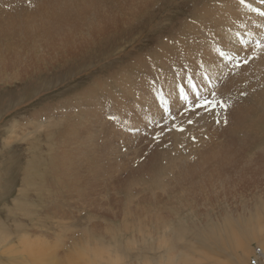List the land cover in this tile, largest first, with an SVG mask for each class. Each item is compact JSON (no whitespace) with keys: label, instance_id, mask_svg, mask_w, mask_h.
<instances>
[{"label":"rangeland","instance_id":"obj_1","mask_svg":"<svg viewBox=\"0 0 264 264\" xmlns=\"http://www.w3.org/2000/svg\"><path fill=\"white\" fill-rule=\"evenodd\" d=\"M40 1L41 0L38 1L37 0H0V32H2V30L8 31L12 27V29H10L9 31L14 32L15 35L18 36L22 32L19 28L16 27L17 22L18 23L20 22V24L22 23V25L23 24L26 25L29 24L30 20L33 17L35 18V20H39L41 17L50 16L57 12L60 13V11L63 8L70 6V2L56 3V1L54 0H46L41 2ZM220 1L222 0H216V1L214 0L212 3L220 7L221 5ZM113 2H114L113 0H104L100 5L105 6L104 9H106L107 7L111 6ZM82 3L83 1H76L77 6L75 5L74 11L79 12L81 8L80 9L77 8L82 7L81 6ZM161 4L162 1L156 4L144 19H142L138 23L136 22L131 27V28H135L132 32L126 33V31H123L122 35L120 33L116 34V39L110 38L106 41L99 40L94 42L89 48V51H87L86 55L84 54L83 56H79V58H76L73 62L67 63L65 66H62V63H60L58 65H55L47 69L48 72L44 71L39 75L33 74L32 76L25 77L24 75L25 71L30 72L32 63L34 61V58L31 56L30 51L27 50L26 52L22 53V56L25 57L23 58L21 56V58L23 59L22 62L19 64V70L21 72H24L22 73V79L20 81H13L11 83H7L4 81L3 83L2 81L6 79L9 80L11 74H13L14 72L12 70H8L4 74V72L1 71L0 69V73H1L0 74V81H1L0 83V186L2 185L0 187V191H1L0 192V236L1 233L4 234L7 232L6 234L9 236L7 240L8 242L11 241L9 243H12L10 245L9 243H4L0 245V250L5 251V254L3 255L0 251V255L2 256V257L0 256L1 264H7V263L8 264H38L39 260L42 261L41 263L39 262L40 264H54L52 261H50V257L48 256L46 257L45 252H48L47 254H50L51 252L53 253L56 251L55 254H59L60 252H62V249L60 248L68 240V236L70 237L71 235V232L70 233L66 232V228H58L57 224L59 223V225L63 224L68 226L69 223H71L69 221L72 220L69 221L63 219L60 220L58 217H55L51 220L52 225L45 224L47 227L41 228L39 224H36L35 222H33V226H32V223L30 221L31 220L35 221L36 219L35 216L22 217L21 216L22 214L19 213V211H17L18 209L16 210L14 202L17 200L18 197L22 198V199L20 198L21 199L20 203H22L24 199H26L25 203L28 202L33 203L31 199H34L33 201L36 205L33 208L34 212L36 210V212L39 213V211L42 208L44 213V215L43 214L42 215L44 216V219L47 218V214L46 211L44 212L45 209L43 206L45 204H40L42 205V207L40 208L39 203L35 201L36 199L34 197V194L28 193L26 196L28 198L27 199L26 197H23V195H21L19 192V190L23 187L22 184L23 181H25V185L29 189H32V187L30 188V186H34L35 183L39 184L40 173H43L45 176L44 178H47L51 182L57 181L56 187L54 188L52 187V191H53L52 194L54 193V195H56L57 197L64 195V193L66 194L67 193L66 190L67 191L70 190V194L74 192V190L75 192L77 191L76 193L74 192L75 194L72 193V195H74L73 199H70L69 208L66 207V210H69V212L72 215L73 212H75L74 213L75 215L73 216L78 215L81 217V219L78 221L79 234L83 235L86 232L85 228L87 229V233H86L87 239L84 240L83 242L84 244L82 243L80 246H78V248L75 249L76 251L73 250L71 251L73 253V257L76 260L69 258L66 259L67 262H65L66 260L63 262L60 261L58 262V264L61 263L144 264L145 262H146L145 264H149V263L158 264V262H160L161 264H165V263L174 264V262L178 263V261L180 262V264H189V263L190 264H264V238H263L264 237V211H263L264 178L259 179L258 177L257 179L256 178L257 176H255L254 178L257 180L255 181L256 183L254 182L253 184H252L253 180H251L248 184L245 185L235 184L234 182L230 181L232 183L231 186L230 183L227 186H223L220 185L221 183H219L220 182L219 179L216 178L218 176L215 177L213 176V178L211 177V175L213 174L212 171L216 172L219 166L216 164L207 165L208 163L202 164V160H203L202 157L206 156L208 150L210 149L209 150L210 153L217 152L218 150H220L218 148H221L223 146L222 145L223 142H226L223 143L224 144L223 147L225 149L229 148L228 151L225 152L222 151L225 149L223 147L221 148L222 150H220L221 151L220 153L224 152L225 153V154L223 153L224 156H229V155L232 156L234 154H237L239 158L245 157V154L241 152L242 151L241 148H243L244 147L243 145L245 144L238 139V137L240 136L239 133L236 132L237 128L239 129L242 126L241 124L239 125L236 124V120L232 122L233 120L231 119L232 117L229 118L228 115L232 116L231 114L234 111V109H236V106L237 109L239 108V110H243L244 112H246L248 106H250V104H252L254 101H255L254 102L255 106L256 103H258L259 105L258 104L257 105L259 107L257 106L254 107V103H253L250 106V108L252 107L253 109L261 108L262 110L261 109L260 110L264 111V81L261 84V86L255 84L256 82H253V84H250L248 86L239 84L237 85L238 88L235 89L236 91L232 90L234 92H231L230 94H229L230 91H227V89H225L226 88L225 85L227 83L226 80L228 81V78L233 79L234 81H236L235 83L238 84L239 80L244 78L242 74L246 76L249 73H251V71H249L250 63L251 66H253L254 68L255 67L254 65L257 64L255 62L256 59L257 62L261 60V57L262 59H264L263 58L264 57V20H262L264 19V17L262 19L261 17H259L261 19L260 24L262 26L259 25L256 26L257 29L254 30H257L256 31L257 33L256 32L253 33L252 29L250 30L248 29L249 31L247 30L244 31L243 36L246 35V37H250V34L256 35L254 37L255 39L253 40V42H250L247 45H242L243 43L242 38H244L243 36L242 37L240 36L239 38L237 37L238 44L236 42L234 44L235 46H238V49L229 48L228 50L224 51L222 49L223 48L222 45L219 43V41L217 42V40L209 44L210 46L214 47L213 50H215L216 52V53L214 52L215 59L217 58L216 60L221 61V63L223 64L222 65L219 61L218 62L216 61L219 64L218 66L211 65L212 68H214V70L212 69L210 70L211 72L207 71V67H202L201 65H199V63H197L195 67H189L188 63L185 61L181 66V68H178L180 72L177 71L176 67L172 66L168 68L167 65L164 70L161 69V67L156 66L158 73L154 72L151 69L145 71H137V70L135 71L132 69L133 60L134 61L141 60L149 54H155L157 50L163 52L166 51L168 53L170 52L169 55L174 56V52H171L172 50L166 49L165 46L166 44H170L172 41H174L177 38L175 31L180 27L181 24L180 20L177 21L175 28L169 34L166 32H160L158 31L157 28L155 32L152 33L151 35H145V33L150 32L151 28L154 27L155 25L154 17H156L163 11V10L159 11L158 13L154 12L161 6ZM190 5L191 3L189 2V0H181L174 3L175 8L181 6V8H183L184 11L186 12L190 10ZM98 6L99 5L95 6V8ZM73 16L74 15H71L70 17ZM249 26H251V24H249ZM139 33H141V36L133 37V35H137ZM15 38L11 39V42L10 41L7 42L18 43L19 45L28 43V41H25L24 38H23L24 40L23 39L18 40L17 38L16 40ZM126 40L129 41L125 43H120L119 48L121 49L126 44L127 45L126 50L128 49L129 51L130 46L128 47V44L130 43V41L132 42L133 40H135L134 42H132V46H131L133 47V53H132L133 58H131L132 57L131 56L129 60H127L128 57L126 58L124 55H122L125 53V51H123L120 58L124 60H122V62L118 63V65L116 66L117 68L116 73H119V76H121V78L123 77L124 81H127L128 78L130 79L129 76L131 75L133 77V83L123 85L124 89H118L117 86L110 88L107 84L109 83L112 71L110 72V74H108L110 68L107 66H109L111 63L107 66L104 67L102 66V68H100L99 62H101L108 55V51H107L108 49L105 47L106 44L108 45V47H110L111 44L116 41L119 43L121 41H126ZM87 41L90 43L89 37L87 38ZM215 42H217L216 44H218L219 47L215 45ZM1 43L5 44L6 42H1ZM203 44H207V42L205 41V43ZM190 46L191 45H189L188 47ZM174 47H177V45H175ZM177 51L178 52L174 56L175 57L174 61L181 57L182 50L179 48L177 49ZM193 55L194 53L193 54L190 53V56ZM194 59H198L201 63H203L202 59L204 58L194 56ZM126 63L129 64L127 65ZM124 64H126L127 67H125ZM245 66L248 67L245 69ZM9 67L11 68L10 65ZM120 67L126 68L128 72L126 73L121 72V70H119ZM116 68H112V69L115 70ZM251 69L252 68H250V70ZM10 71L12 72L10 73ZM167 71L168 74H166ZM238 71L239 73L242 72V74H239ZM27 74L29 73L27 72ZM106 74H108V76ZM169 74L174 76V78L170 76L171 81H168V79L166 78V82H165L163 79L167 77ZM235 74L236 76L238 74L240 77L239 76L236 77ZM99 75L100 78H103L104 82L106 83L105 86H108L107 88H110V89H104L101 87L100 89H98V93L100 95H103L101 98L92 101L93 99L87 96L88 104H85L87 102H84L86 101V99L82 100L83 97L80 99L74 97L76 95L79 96L81 92L85 93V90L87 91L88 89H90L88 85H90L94 80H96V78H98L97 76ZM138 75L141 76V78ZM164 75L165 77L161 78ZM196 76H199L200 78L198 77V79L194 80ZM231 76L232 77L235 76L236 78L234 79ZM154 80H156L158 84ZM178 81H183L186 83V85L183 84L185 91H183L182 93L180 90L177 91V89L175 88L176 82ZM161 83H163L164 85ZM201 83L204 85L205 89L199 86L201 85ZM142 86L144 88H142ZM255 86L257 87L260 86L261 88L257 89V91L256 90L254 91L253 88ZM222 87L228 93L222 90L223 89ZM240 89L243 91L239 92ZM171 90H173L172 91L173 93L171 92ZM221 90L224 91V94ZM128 91H130V93ZM218 91L220 92L218 93ZM238 92L241 94V96L239 95ZM260 92L261 94H263V96H261ZM244 93H246V95ZM248 94L251 95L248 96L247 98ZM224 95L227 97H225ZM229 95H231V97ZM251 96H254L253 100L250 99ZM68 98L73 99L72 104L66 101ZM143 98L144 100H147L145 103L142 102ZM161 98H163V103ZM260 99H263V101ZM178 100L180 101L178 102ZM74 101H76V103H74ZM135 101L137 102L135 103ZM208 101H211L214 107H205V108L199 107L200 104H205ZM240 101L242 102V105L240 104ZM149 102L156 107L157 112L159 111L158 113L154 112V108L151 107L152 105H150ZM139 103L141 104L144 103L146 105L145 106L144 104H142L144 110L142 109L139 110L138 108H135V105H138ZM221 105H223L224 107H221ZM119 106L121 108H119ZM165 109H167V111ZM122 110H123V115H122ZM65 111H68L67 113L68 116L62 115V113ZM144 112L146 113V115L143 114ZM152 112H154V115ZM81 117L82 118L85 117V118L82 119ZM255 117L256 115L253 117L245 116L244 118L247 122L250 121L249 123H251L252 121L256 120ZM261 117L264 118L263 116ZM66 121H68L69 123ZM98 121L101 123H99ZM217 121H219V123ZM65 124H69L70 126L74 127L72 131H74L75 134L73 132V133H69L68 135V132L66 133V131L64 130ZM101 124L102 126H100ZM225 126H227V129L225 128ZM222 127L225 129H223ZM233 128H234V132H232L231 130ZM82 130L84 132H81ZM173 132L174 133L177 132L178 137L176 136V133L174 134ZM171 133L173 135H171ZM181 133H184L185 135L184 134L181 135ZM173 137L174 139L175 138L177 139L175 140L177 143L179 141L180 142L182 141V143L180 142L178 143L181 145H178L173 140ZM180 137L183 138L185 142H183L184 140H182ZM244 137L245 135H242V138ZM231 139H234V142L237 141V143L236 142L233 143ZM212 141L215 144L213 143H212L213 145L210 144ZM171 142H174L176 144L174 143L172 144ZM248 143L249 142L247 141V144ZM172 145H174L175 147ZM183 145L185 147H183ZM211 145L212 147H210ZM218 145H220L221 147ZM263 145L264 144H262L261 146ZM213 146L215 147V150ZM216 146H218L217 149ZM50 148H52V150ZM175 148L176 149L178 148L179 150H176ZM172 149L175 150L172 151ZM166 150H169L170 152H167ZM180 150H182L184 154ZM174 151H176V153ZM255 151H256V147L251 146L247 155L250 156L254 154ZM63 155H65L66 157ZM156 155H157V159L163 162L158 161L156 159ZM159 155H162L163 158L162 156ZM183 155L185 160L186 158H189V160L187 159L188 161H185ZM179 156L183 158L184 161H182V159ZM160 157L162 158V160ZM165 157L167 159L169 158L168 160L170 161H168ZM53 158L55 161L53 160ZM90 158L94 159L93 165L92 162L89 163L91 161ZM36 159L38 160L39 163L37 162ZM164 159L167 160L168 163L171 162L170 163L171 165L168 164L167 166V161L165 162ZM57 162L60 163L58 164ZM163 163L166 165V167ZM175 163L177 164V166H179V168L175 166ZM155 165L157 166V168L155 167ZM169 165L172 166L171 168L172 174L171 172H169L170 169ZM32 167H33L32 170L33 173L30 170L32 169ZM60 167L62 168L60 169ZM160 167L162 168L165 167L166 169H168V170L162 169L163 171L165 170L164 171L165 174H163L164 172L161 171ZM174 168L177 169L175 170ZM261 168L262 167H258L256 171H254V173L257 172L259 174L261 172H264V168L263 170ZM25 172H27V174H25ZM161 173L162 175H160ZM24 174L26 176H24ZM28 174L32 177L30 180H29L30 176ZM186 174H191V176H185ZM47 175L50 178H48ZM179 175L186 181L184 187L182 185H178V184L176 185V180L179 178ZM206 176L208 180L206 179ZM258 176L261 175L259 174ZM67 177L68 179H66ZM70 178H72L71 179L72 181L70 180ZM69 180L73 183L71 184ZM76 180L81 181L78 182L80 183L81 186H76L74 184V181ZM216 180L218 183L215 182ZM66 182L68 183L66 184ZM211 182L212 183L215 182L214 183L215 185L213 186ZM32 183L34 184L32 185ZM78 183L77 185H79ZM210 183L212 184V188L215 187L213 188L214 190L211 188ZM171 185L173 187L175 186L176 188L175 187L173 188ZM216 185H219L220 189H218L219 187ZM162 187L164 188L162 189ZM201 187L203 189H201ZM121 188L125 189L127 193L122 192ZM210 188L212 189V191H210L211 190ZM182 190H185L183 191L184 192L183 197L181 196ZM187 190L189 191L190 194L188 193ZM197 190L198 191L201 190L202 192L204 193L206 192V193L203 194L200 191L199 193H194V191L198 192ZM18 193L20 195H18ZM77 193L80 196L81 195L82 196L79 197ZM189 195L190 197H188L189 198L188 199L187 196ZM192 196H194L195 199ZM192 199H194V201H191ZM78 209H80V211L82 210L81 211L82 214H80L79 212H78L79 214L77 213ZM36 212L35 214H37ZM157 214L164 215L162 221L163 223L162 222H161L162 224L160 223L162 226L160 225L161 227H157L159 226V224H157L156 226L158 229H156L155 226L152 227V225H150L148 221L149 216H153ZM144 216H146V220L141 221L143 220L141 219V217ZM224 218L226 220H224ZM88 219H90V225H94L95 223L96 225L99 226V229L101 231L99 237L98 234L94 236L92 233H90L91 228L86 227L89 225L88 223H86ZM137 220H139L140 222ZM142 222L143 225L139 227L138 224H141ZM239 222L248 225V228L252 229L253 232L247 231V229L245 228H244L245 230L240 229V227L238 226ZM228 223H232L234 225L233 227L234 232H232V230L228 232L229 230L227 229H229V227L226 226ZM211 225H215L219 227V230L213 232L215 233L214 236L218 239V241L219 239L221 240L216 244L212 242L215 245H212V243L211 245L209 243H206L205 247L201 245L199 246V244L196 243V239L194 238L195 237L194 231L196 227H199L202 230L207 226L206 227L207 230L208 226ZM37 226H38V230H36ZM126 227L128 228L129 232H126L125 230ZM171 227L172 230H169ZM242 227H244V225H242ZM253 228L255 229L253 230ZM165 229L167 231H165ZM15 230L18 231L15 232ZM40 230H42V232L45 231L43 237L40 236L41 235L40 233L37 234V231ZM23 231H25L27 234ZM159 231H161L162 234L161 232L158 233ZM17 232L19 233L17 234ZM112 232L114 233V235H112L113 234ZM163 232H165L166 234L165 233L163 234ZM250 232H252V235ZM24 233L28 236H24L25 235ZM206 233L208 234L207 231ZM167 234H169L170 238L171 237L172 239L174 238L173 240L174 241L176 240V242L171 241L172 239L170 240ZM230 234L232 235V237ZM111 235L113 236V238H115V240L112 239L108 240L110 239L109 237H111ZM131 235L134 236L136 235L135 239L131 237ZM144 235L145 236L147 235V237L156 236V238L157 237L158 238L157 240H154L152 242L149 241L150 240L149 238L143 237ZM161 235L162 238L164 237V241L166 244L164 243L163 239L162 240L159 239ZM181 236H185V237H181ZM139 237L143 240V243L140 241ZM26 238H32L33 239L31 240L32 243L36 244V245L33 244V246L36 247L37 249L38 248L40 249L41 247H47V248L45 249L41 248L40 250L36 249L37 252L34 250L26 255V253L28 252L25 251L26 249H24V247L26 246V242H25ZM131 238H133L134 240ZM166 238L169 239L170 242L169 240L166 241L167 240ZM136 239L138 240L139 243L136 242L137 241ZM156 241L161 242V243L160 242L157 243V245L159 244L162 246V243L166 245L165 247L163 245V249L165 252L163 251V249H161L162 247L160 248L159 245L156 246L155 243ZM22 242L23 243L25 242L24 243L25 246H22L24 245L22 244ZM39 242L41 243L40 245ZM61 242L63 243L61 244ZM151 242L152 244L155 245H150ZM168 242L171 244H169ZM184 242H186L187 244L186 246H188V248L182 244ZM113 243L115 245H113ZM137 243L138 245H134ZM144 244L150 245L149 247L151 248H149L147 245ZM21 246L23 249L21 248ZM131 248H133L134 250ZM172 248H174L175 252L173 251ZM89 250L92 252H90ZM98 251L101 255L103 254L101 258H98L97 256ZM142 251L144 252L142 253ZM177 251L179 252V254ZM259 251L261 253L260 256H258ZM33 252L34 253L36 252L35 253L36 255ZM134 252L136 255L134 254ZM146 252L147 254L148 253L149 254L147 255ZM165 253L167 255H169L170 253L169 256L171 258L167 257ZM171 253L175 254V256L173 254L174 259ZM252 253H254V256H252ZM77 254L79 255L78 258H77ZM133 254L137 257L138 254L139 255L141 254L139 257L142 256V258L140 259L137 258L138 262H136L135 261L136 259L133 257L134 256ZM143 254L145 256L147 255L146 259ZM161 254L162 257L160 256ZM176 254H178V256ZM158 256H160L161 259L164 258L162 259L163 260L162 262ZM180 256L183 258H181ZM177 257H179L183 263ZM32 258H34V260ZM36 259H38V262ZM142 259H144L143 260L144 263L139 261ZM159 259L160 261H156ZM172 259L174 260V262L171 261ZM70 260L71 261L74 260V261L71 262ZM106 260L108 261V263ZM191 260H193L194 262H191ZM184 261L187 262L185 263Z\"/></svg>","mask_w":264,"mask_h":264},{"label":"bare ground","instance_id":"obj_2","mask_svg":"<svg viewBox=\"0 0 264 264\" xmlns=\"http://www.w3.org/2000/svg\"><path fill=\"white\" fill-rule=\"evenodd\" d=\"M38 1V0H37ZM41 1H46V0H41ZM40 1V2H41ZM54 1H56V3H67V2H70V6H68V7H65V8H63L61 11H60V13H54V14H52V15H50V16H45V15H43V16H45V17H41L39 20H35V18L33 17L31 20H30V22H29V24H26V25H22V23L20 24V22L18 23L17 22V24H16V27L17 28H19L20 30H21V32L22 33H20V35H18V36H16L15 35V33L14 32H10L9 30L10 29H12V27L8 30V31H3L2 30V32H0V38H1V41H0V69H1V71H3L4 72V74L8 71V70H12L14 73L13 74H11V76H10V78H9V80L8 79H6V80H3L2 82L4 83V81L5 82H7V83H11V82H13V81H20L21 79H22V73H24V72H21L20 70H19V64L22 62V59L25 57H23L22 56V53H24V52H26L27 50L28 51H30V53H31V56L34 58V61H33V63H32V66H31V70H30V72L29 71H25V73H24V75H25V77H29V76H32L33 74H41L42 72H44V71H47L48 72V70L47 69H49V68H51V67H53V66H55V65H58V64H60V63H62V66H65L67 63H69V62H73L76 58H79V56H83L84 54L86 55L87 54V51H89V48L91 47V45L94 43V42H96V41H99V40H108V39H112V38H114V39H116V34L117 33H120L121 35L123 34L122 32L123 31H126V33H128V32H132L135 28H131L136 22L138 23L139 21H141L142 19H144L147 15H148V13L150 12V10L156 5V4H158L159 2H161L162 1V4H161V6L156 10V11H154L155 13H158L159 11H162L159 15H157L156 17H154V23H155V25H154V27H152L151 28V31L150 32H147V33H145V35H151L152 33H154L155 32V30L158 28V31H160V32H166V33H170L174 28H175V26H176V23H177V21L178 20H180V27L175 31V34L177 35V38L174 40V41H172L170 44H166V46H165V48L166 49H169V50H172L171 52H174V56H175V54L178 52L177 51V49H181L182 51H181V57L180 58H178L177 60H175L174 61V56H171V55H169L170 54V52L168 53V52H163V51H160V50H157L156 51V53L155 54H149V55H147L145 58H143V59H141V60H138V61H134L133 60V63H132V69L133 70H137V71H145V70H149V69H151V70H153L154 72H157L158 73V70H157V68H156V66H159V67H161V69H165L166 68V65H167V67L169 68V67H176V69H177V71L178 72H180L179 71V69L178 68H181V66L183 65V63H184V61L185 62H187L188 63V65H189V67H195L196 66V64L197 63H199V65H201L202 67H207V71H210L211 69L212 70H214V68H212V66H218V64L219 63H217L218 61L215 59V50H213V46H210L209 44L210 43H213L215 40H217V42L219 41V43L222 45V49L225 51V50H228L229 48L230 49H238V46H235L234 44H235V42L238 44V42H237V37L239 38L240 36L242 37L243 36V34H244V31H249L250 29H252L253 30V33L254 32H256L257 30H254V29H257L256 28V26L257 25H259V26H262L261 24H260V22H261V19L264 17V0H222V1H220L221 3V5H220V7H218V5L216 6V5H214L212 2L214 1V0H189V2L191 3V5H190V10L189 11H184V9L183 8H181V6L180 7H178V8H175L174 7V3L175 2H177V1H181V0H113L114 2L111 4V6H109V7H107L106 9H104L105 8V6H103V5H100L104 0H54ZM76 1H83V3L81 4V6L82 7H79V8H77V9H80L81 8V10L79 11V12H77V11H74L75 10V5L77 6V4H76ZM216 1V0H215ZM80 4V3H79ZM97 5H99L98 7H96L95 8V6H97ZM74 6V7H73ZM70 10H72V11H70ZM153 12V13H154ZM120 13V14H119ZM165 13V14H164ZM17 14V13H16ZM48 14V13H47ZM46 14V15H47ZM118 14V15H117ZM151 14V13H150ZM149 14V15H150ZM21 15V14H20ZM54 15V16H53ZM71 15H74L73 17H70ZM23 16V15H22ZM68 16V17H67ZM259 17H261V19L259 18ZM18 20H19V17H18ZM262 20H264V19H262ZM22 21H23V19H22ZM25 21H26V19H25ZM15 22V21H14ZM16 23V22H15ZM249 24H251V26H249ZM252 24H253V26H252ZM251 27V28H250ZM8 29V28H7ZM249 29V30H248ZM260 29V28H259ZM258 31H260V30H258ZM257 33V32H256ZM238 34H240V35H238ZM246 34V33H245ZM250 34V33H249ZM248 34V35H249ZM233 35H234V37H233ZM135 36H141V33H139V34H137V35H133V37H135ZM256 35L255 34H250V37H246V35L245 36H243L244 38H242L243 39V43H242V45H247L248 43H250V42H253V40L255 39L254 37H255ZM2 37H3V39H2ZM8 37V38H7ZM17 38L18 40H22L23 38L25 39V41H28V43H25V44H23V45H19L18 43H10L11 42V39H14V38ZM89 37V39H90V43L87 41V38ZM15 38V39H16ZM16 39V40H17ZM23 39V40H24ZM7 41H10V42H7ZM127 41H129V40H126V41H121V42H114V43H112L111 44V46L110 47H108V45L106 44V48L108 49L107 51H108V55H107V57L106 58H104L101 62H103V63H101V62H99V67L100 68H102V66L104 67V66H107V65H109L110 63V65L109 66H107V67H109L110 68V71H109V73L108 74H110V72H111V77H110V80H109V83L107 84L110 88H112V87H116L117 86V88L118 89H124L123 88V85H125V84H131V83H133V77L130 75L129 77H130V79L128 78V80L127 81H124L123 80V77L121 78V76H119V73H116V71H117V68H116V66L118 65V63H121L122 62V60H124V59H122V58H120V56H121V54H122V52L123 51H125V53L124 54H122V55H124L126 58L128 57V59L127 60H129V58L132 56V53H133V47H131L132 46V42H134L135 40H133L132 42L130 41V43L128 44V47L130 46V49H129V51H128V49L126 50V47H127V45L125 44V46L124 47H122L121 49L119 48V44L120 43H125V42H127ZM205 41L207 42V44H203V43H205ZM1 42H6L5 44H2ZM13 42V41H12ZM143 42H146V41H143ZM188 42H189V44H188ZM217 42H215V45L216 46H218L219 47V45L218 44H216ZM175 45H177V47H174ZM189 45H191L190 47H188ZM212 45V44H211ZM227 46V47H226ZM240 47V46H239ZM217 48V47H216ZM221 48V47H220ZM248 48V47H247ZM244 49V48H243ZM242 49V50H243ZM219 50V49H218ZM129 53H128V52ZM217 51V50H216ZM220 51H221V49H220ZM191 54H193L194 53V55L193 56H190V53ZM215 52V53H214ZM244 52V51H243ZM247 53V52H246ZM97 54H98V52H97ZM99 54H102V53H99ZM260 54H261V52H260ZM96 55V54H95ZM218 55V54H217ZM21 56L23 57V58H21ZM194 56L195 57H203L204 59H202L203 60V63H201L198 59H194ZM260 56V55H259ZM263 56V55H262ZM112 57V58H111ZM217 57V56H216ZM131 58H133V56L131 57ZM264 58V57H263ZM26 59H27V57H26ZM137 59V58H136ZM111 60H112V62H111ZM117 62H116V61ZM257 60V59H256ZM255 60V62L257 63V64H255L254 66V68H253V66H251V63H250V67H249V71H251V73H249V74H251V75H243L242 74V70L240 71L241 73H239V71H238V73L239 74H242V76L244 77V78H242L241 80H239V82H238V84H236L235 82L236 81H234L233 79H229L228 78V81L226 80V88L225 89H227V91H230L229 92V94L231 93V92H234V91H236L235 89L236 88H238L237 87V85H239V84H242V85H250V84H253V82H256L255 84H257V85H260L261 86V84L263 83V81H264V77H262V76H264V59H262V57H261V60H259L258 62ZM31 61V60H30ZM114 61V62H113ZM216 63H215V62ZM26 62V61H25ZM24 62V63H25ZM108 62V63H107ZM220 63H221V61H219ZM201 63V64H200ZM26 64V63H25ZM127 64V63H126ZM124 64L125 65V67H127V65L129 64ZM222 64V63H221ZM254 64V63H253ZM9 65L11 66V68L9 67ZM114 65V66H113ZM212 65V66H211ZM223 65V64H222ZM111 66H113V67H111ZM97 67V66H96ZM98 67V68H99ZM248 66H245V69L247 68ZM112 68H116L115 70L114 69H112ZM244 68V67H243ZM250 68H252L251 70H250ZM106 69V68H105ZM112 69V70H111ZM191 69V68H190ZM245 69H243V70H245ZM253 69H255V70H253ZM97 70H99V69H97ZM119 70H121V72H128V70H126V68H119ZM151 70H150V72H151ZM205 70H206V68H205ZM215 70H217V69H215ZM12 71H10V73L12 72ZM152 71V72H153ZM27 72L29 73V74H27ZM120 72V73H121ZM211 72V71H210ZM88 73V72H87ZM116 73V74H115ZM134 73V72H133ZM148 73V72H147ZM194 73V72H193ZM215 73V72H214ZM213 73V74H214ZM245 73V72H244ZM1 74V73H0ZM108 74H106L107 76H108ZM115 74V75H114ZM129 74V73H128ZM151 74V73H150ZM166 74H168V71H167V73ZM8 75H9V73H8ZM153 75V74H152ZM233 75V74H232ZM262 75V76H261ZM139 76V75H138ZM170 76H172L171 74H169L167 77H165V75L164 76H162L161 78H163V77H165L163 80L166 82V78L168 79V81H171L170 79ZM235 76H236V74H235ZM232 77V78H236L237 76H239L238 74H237V76L236 77ZM4 77V76H3ZM91 77V76H90ZM89 77V78H90ZM98 78H96V80H94V79H92V80H94L90 85H88V87L90 88V89H88L87 91L85 90V93L84 92H81V94H79V96L78 95H76V96H74V97H76L77 99H80V98H82V100H85L86 99V101H84V102H87L88 101V97L87 96H89L91 99H93L92 101H94V100H98L99 98H101L103 95H100L99 93H98V89H100L101 87L102 88H104V89H110V88H107L108 86H105L106 85V83L104 82V80H103V78H100V75L99 76H97ZM140 78H141V76H139ZM146 77V76H145ZM173 78H174V76H172ZM198 77L199 76H196L195 78H194V80H196V79H198ZM207 77V76H206ZM240 77V76H239ZM156 78V77H155ZM176 78V77H175ZM200 78V77H199ZM144 79V78H143ZM148 79V78H147ZM190 79V78H189ZM240 79V78H239ZM141 80V79H140ZM146 80V79H145ZM174 80V79H173ZM176 80V79H175ZM144 81V80H143ZM155 82H156V80H154ZM167 81V82H168ZM192 81V80H191ZM173 82V81H172ZM0 83H1V81H0ZM124 83V84H123ZM141 83V82H140ZM157 83V82H156ZM158 84V83H157ZM161 84H163V83H161ZM183 84L184 85H186V83L185 82H183V81H178V82H176V86H175V88L177 89V91L178 90H180L181 91V93L183 92V91H185L184 90V87H183ZM199 84V83H198ZM138 85V84H137ZM136 85V86H137ZM147 85V84H146ZM164 85V84H163ZM169 85H170V83H169ZM191 86V85H190ZM199 86H201V88H204V85L201 83V85H199ZM205 86H206V84H205ZM257 87V86H255L253 89H254V91L256 90L257 91V89H259V88H261V87ZM92 87V88H91ZM127 87V86H126ZM163 87V86H162ZM262 87H263V85H262ZM138 88V87H137ZM142 88H144L143 86H142ZM148 88V87H147ZM223 88V87H222ZM126 89V88H125ZM128 89V88H127ZM161 89V88H160ZM173 89V88H172ZM205 89V88H204ZM203 89V90H204ZM244 89V88H243ZM129 90V89H128ZM145 90V89H144ZM166 90V89H165ZM199 90V89H198ZM222 90H224V88L222 89ZM221 90V91H222ZM232 90H234V91H232ZM241 90V89H240ZM239 90V92H242L243 90H241L240 91ZM248 90H249V88H248ZM125 91V90H124ZM142 91V90H141ZM173 90H171V92H172ZM225 91V90H224ZM224 91H222L223 92V94H224ZM251 91V90H250ZM254 91H252V92H254ZM258 91H260V90H258ZM129 93H130V91H128ZM132 92V91H131ZM156 92V91H155ZM159 92V91H158ZM203 92V91H202ZM220 91H218V93H219ZM226 92V91H225ZM238 92V93H239ZM128 93V94H129ZM150 93V92H149ZM173 93V92H172ZM226 93H228V92H226ZM237 93V92H236ZM136 94V93H135ZM134 94V95H135ZM153 94V93H152ZM162 94H164V93H162ZM177 94V93H176ZM243 94V93H242ZM245 95H246V93H244ZM253 94V93H252ZM260 94H261V92H260ZM133 95V94H132ZM141 95V94H140ZM155 95V94H154ZM189 95V94H188ZM227 95V94H226ZM233 95H234V93H233ZM232 95V96H233ZM239 95L241 96V94L239 93ZM251 94H248L247 95V98H248V96H250ZM255 95V94H254ZM123 96V95H122ZM126 96V95H125ZM192 96V95H191ZM225 96V95H224ZM228 96V95H227ZM227 96H225V97H227ZM230 97H231V95H229ZM237 96V95H236ZM236 96H235V98H236ZM261 96H263V94H261ZM73 97V98H74ZM127 97V96H126ZM132 97V96H131ZM134 97V96H133ZM143 97V96H142ZM189 97V96H188ZM224 97V98H225ZM239 97V96H238ZM252 97V98H251ZM250 97V99H252L253 100V97L254 96H251ZM257 97H259V96H257ZM72 98V97H71ZM71 98H68L66 101H68L70 104H72L73 102V99H71ZM152 98V97H151ZM154 98V97H153ZM178 98V97H177ZM192 98V97H191ZM229 98V97H228ZM233 98V97H232ZM240 98V97H239ZM238 98V99H239ZM261 98V97H260ZM263 98V97H262ZM118 99V98H117ZM117 99H115V100H117ZM120 99V98H119ZM147 99V98H146ZM231 99V98H230ZM242 99H243V97H242ZM246 99V98H245ZM125 100H127V99H125ZM167 100V99H166ZM175 100H177V99H175ZM233 100V99H232ZM235 100V99H234ZM240 100V99H239ZM254 100H255V98H254ZM260 100H262L263 101V99H260ZM90 101V100H89ZM119 101V100H118ZM124 101V100H123ZM147 100H144V98L142 99V102H146ZM151 101V100H150ZM180 100H178V102H179ZM243 101H244V99H243ZM122 102V101H121ZM131 102V101H130ZM137 101H135V103H136ZM237 102V101H236ZM239 102V101H238ZM247 102V101H246ZM249 102V101H248ZM252 102V101H251ZM255 102V101H254ZM253 102V103H254ZM74 103H76V101H74ZM93 103V102H92ZM123 103V102H122ZM144 103H142V104H144ZM235 103V102H234ZM252 103V104H253ZM85 104H88V102L87 103H85ZM118 104V103H117ZM134 104V103H133ZM139 104H141V103H139ZM135 105V108H138L139 110H144L143 109V107H142V104L141 105ZM149 104L150 105H152L151 107H153L154 108V112L155 113H158L157 112V109H156V107L153 105V104H151L150 102H149ZM239 104V103H238ZM240 104L242 105V102L240 101ZM244 104V103H243ZM252 104H250V106L252 105ZM258 103H256V106L257 107H259L258 105H257ZM97 105V104H96ZM125 105V104H124ZM145 105V104H144ZM246 105V104H245ZM263 105V104H262ZM115 106V105H114ZM134 106V105H133ZM146 106V105H145ZM147 106H148V103H147ZM235 106H236V104H235ZM234 106V107H235ZM239 106V105H238ZM248 106V105H247ZM250 106H248V108L246 109V112H244L243 110H239V108L237 109V106H236V109H234V111L232 112V111H230V112H232V116H229L228 115V117L230 118V117H232L231 119H233L232 120V122L233 121H235L236 120V124H241V128H237V130H236V132H238L239 133V136L240 137H238V139L239 140H241V142H243L245 145H243L244 147L243 148H241L242 149V151L241 152H243L244 154H245V157L244 158H239L238 156H237V154H234V155H229V156H224V152L225 151H228V149H225L223 146H224V144L223 143H226V142H223L222 143V147L225 149V150H222L221 148V146L220 145H218V146H220L221 148H218V146H216V149L218 148V149H220V150H222V151H224L223 153H220L221 151L220 150H218L217 152H212V153H210L209 152V150H208V152H207V154H206V156H204V154H203V156L205 157H202V164H206V163H208L207 165H218L219 167H218V169L216 170V172H214V171H212L213 172V174L211 175V177L213 178V176L215 177V176H218V177H216L217 179H219V183H221L220 185H223V186H227L229 183H230V186H231V182L230 181H232V182H234L235 184H248L251 180H253V182H252V184L258 179V177H259V179H263L264 178V172H261V173H259L261 176H258L259 174L257 173V172H255L254 173V171H256V169L258 168V167H262L261 169L263 170V168H264V145L263 146H261L262 144H264V118H262L261 116H263L264 117V111H261L262 109L261 108H254L253 109V107L252 108H250ZM255 106V103H254V107H256ZM95 107V106H94ZM98 107V106H97ZM123 107V106H122ZM159 107V106H158ZM244 107V106H243ZM75 108V107H74ZM85 108V107H84ZM92 108V107H91ZM113 108V107H112ZM119 108H121L120 106H119ZM129 108V107H128ZM54 109V108H53ZM73 109V108H72ZM93 109V108H92ZM124 109V108H123ZM152 109V108H151ZM150 109V110H151ZM240 109H242V108H240ZM261 109V110H260ZM233 110V109H232ZM73 111V110H72ZM152 111V110H151ZM161 111V110H160ZM91 112V111H90ZM93 112V111H92ZM133 112V111H132ZM134 112H135V110H134ZM138 112V111H137ZM154 112H152L153 113V115H154ZM67 113H68V111H65V112H63L62 113V115L64 116V115H67ZM88 113V112H87ZM97 113V112H96ZM260 113H261V116H260ZM77 114V113H76ZM92 114V113H91ZM94 114V113H93ZM125 114V113H124ZM143 114H145L146 115V113L144 112ZM142 114V115H143ZM162 114V113H161ZM78 115V114H77ZM85 115H87V114H85ZM90 115V114H89ZM97 115V114H96ZM100 115V114H99ZM122 115H123V110H122ZM129 115V114H128ZM131 115V114H130ZM152 115V116H153ZM256 115V117H255V121H252L251 123H249V122H247L246 120H245V116H255ZM68 116V115H67ZM151 116V115H150ZM158 116H159V114H158ZM89 117V116H88ZM87 117V118H88ZM94 117V116H93ZM93 117H91V118H93ZM123 117V116H122ZM82 118V117H81ZM85 117H83L82 119H84ZM90 118V117H89ZM67 119V118H66ZM230 119V120H231ZM252 119V118H251ZM254 119V118H253ZM102 120V119H101ZM61 121V120H60ZM83 121V120H82ZM92 121H93V119H92ZM91 121V122H92ZM66 122H68V121H66ZM89 122V121H88ZM99 122V121H98ZM228 122H230V121H228ZM69 123V122H68ZM79 123H80V120H79ZM85 123V122H84ZM99 123H101V122H99ZM235 123V122H234ZM98 124V123H97ZM231 124V123H230ZM230 124H227V125H230ZM14 125V124H13ZM80 125H82V124H80ZM232 125H233V123H232ZM95 126V125H94ZM97 126V125H96ZM100 126H102V124L100 125ZM13 127V126H12ZM71 127L72 126H70L69 124H65V128H64V130L66 131V133L68 132V135H69V133H73L74 131H72L73 130V128L74 127H72V129H71ZM86 127V126H85ZM99 127V126H98ZM134 127H135V125H134ZM235 127H236V125H235ZM234 127V128H235ZM38 128H40V127H38ZM49 128V127H48ZM47 128V129H48ZM63 128V127H62ZM82 128H83V126H82ZM81 128V129H82ZM223 128V127H222ZM225 128L227 129V126H225ZM225 128H223V129H225ZM231 128V127H230ZM234 128L233 129H231L232 130V132H234ZM249 128H251V129H249ZM53 129V128H52ZM56 129V128H55ZM61 129V128H60ZM80 129V128H79ZM222 129V130H223ZM88 130V129H87ZM97 130H99V129H97ZM228 130H230V129H228ZM37 131V130H36ZM41 131V130H40ZM75 131H76V129H75ZM79 131V130H78ZM187 131V130H186ZM186 131H184V132H186ZM224 131V130H223ZM81 132H84L83 130L81 131ZM93 132V131H92ZM88 133V132H87ZM174 133V132H173ZM176 133V136L178 135L177 134V132H175ZM174 133V134H175ZM74 134H75V132H74ZM182 134H184V133H181V135ZM39 135V134H38ZM47 135V134H46ZM81 135V134H80ZM86 135V134H85ZM89 135V134H88ZM87 135V136H88ZM91 135V134H90ZM171 135H173L172 133H171ZM179 135H180V133H179ZM185 135V134H184ZM242 135H245V137L244 138H242ZM252 135H253V138H252ZM82 136V135H81ZM188 136V135H187ZM90 137V136H89ZM137 137V136H136ZM175 137V136H174ZM174 137H173V140L175 141V140H177L176 138L174 139ZM178 137V136H177ZM210 137V136H209ZM91 138V137H90ZM100 138V137H99ZM99 138H98V140H99ZM113 138V137H112ZM172 138V137H171ZM181 138V137H180ZM186 138V137H185ZM12 139V138H11ZM72 139V138H71ZM182 140H184L183 138H181ZM235 139V138H234ZM234 139H231L232 141H233V143H237V141H235L234 142ZM251 139H252V141H251ZM86 140V139H85ZM85 140H83V141H85ZM116 140V139H115ZM178 140H179V138H178ZM210 140H212V139H210ZM231 140H230V142H231ZM94 141H96V140H94ZM93 141V142H94ZM187 141V140H186ZM190 141V140H189ZM214 141V140H213ZM211 142L210 144H215L214 142ZM247 141L249 142L248 144H247ZM38 142V141H37ZM176 142V141H175ZM180 142V141H179ZM178 142V143H179ZM183 142H185V140L183 141ZM188 142V141H187ZM196 142V141H195ZM222 142V141H221ZM228 142V141H227ZM35 143V142H34ZM53 143V142H52ZM73 143V142H72ZM85 143V142H84ZM172 144L174 143V142H171ZM177 143V142H176ZM176 143H174V144H176ZM177 143V144H178ZM180 143H182V141L180 142ZM219 143V142H218ZM218 143H216V144H218ZM75 144V143H74ZM81 144H82V142H81ZM188 144H191V143H188ZM209 144V145H210ZM212 144V145H213ZM92 145V144H91ZM163 145V144H162ZM178 145H181V144H178ZM193 145V144H192ZM212 145L210 146V147H212ZM93 146H94V143H93ZM172 146H174V145H172ZM188 146V145H187ZM186 146V147H187ZM251 146H255L256 147V151H255V153L254 154H252V155H250V156H248L247 155V153H248V151H249V149H250V147ZM175 147V146H174ZM173 147V148H174ZM183 147H185L184 145H183ZM191 147V146H190ZM193 147V146H192ZM225 147H227V146H225ZM91 148H93V147H91ZM170 148V147H169ZM179 148V147H178ZM176 149V150H179V149ZM208 148H209V146H208ZM213 148H214V150H215V147L213 146ZM51 150H52V148H50ZM111 149V148H110ZM158 149H160V148H158ZM158 149H156V150H158ZM175 149H172V151L173 150H175ZM189 149H191V148H189ZM212 149V148H211ZM231 149V148H230ZM235 149V148H234ZM50 150V151H51ZM66 150V149H65ZM155 150V151H156ZM69 151V150H68ZM75 151V150H74ZM93 151H94V149H93ZM161 151H162V149H161ZM165 151V150H164ZM163 151V152H164ZM167 152H170L169 150H166ZM181 152H183L182 150H180ZM179 151V152H180ZM190 151H192V150H190ZM195 151H196V149H195ZM205 151V150H204ZM239 151V150H238ZM89 152V151H88ZM157 152V151H156ZM175 153H176V151H174ZM173 152V153H174ZM178 152V151H177ZM192 152H194V151H192ZM69 153V152H68ZM210 153V154H209ZM115 154V153H114ZM159 154V153H158ZM157 154V155H158ZM183 154H184V152H183ZM194 154V153H193ZM239 154V153H238ZM62 155V154H61ZM157 155H156V159H157ZM168 155V154H167ZM180 155V154H179ZM182 155V154H181ZM227 155V154H226ZM63 156H65V155H63ZM62 156V157H63ZM93 156V155H92ZM159 156H162V155H159ZM178 156V155H177ZM199 156V155H198ZM66 157V156H65ZM64 157V158H65ZM167 157H169V156H167ZM180 157V156H179ZM88 158V157H87ZM155 158V157H154ZM161 158V157H160ZM162 158H163V156H162ZM162 158H161V160H162ZM166 158V157H165ZM181 158V157H180ZM183 158H184V155H183ZM183 158H181L182 159V161H184L185 160V158H184V160H183ZM69 159V158H68ZM72 159H73V157H72ZM75 159V158H74ZM89 159V158H88ZM167 159V158H166ZM169 159V158H168ZM167 159V160H168ZM177 159H178V157H177ZM189 160V158H186V160L185 161H188ZM37 160V159H36ZM53 160H54V158H53ZM62 160V159H61ZM85 160V159H84ZM87 160V159H86ZM90 162L89 163H91L92 162V165H93V158H90ZM116 160V159H115ZM147 160V159H146ZM158 160V159H157ZM165 160V159H164ZM167 160H165V162L167 161ZM180 160V159H179ZM199 160H200V158H199ZM55 161V160H54ZM58 161H60V160H58ZM63 161H65V160H63ZM88 161V160H87ZM158 161H160V160H158ZM168 161H170V160H168ZM168 161H167V166H168V164H170V163H168ZM178 161V160H177ZM37 162H38V160H37ZM160 162H163V161H160ZM39 163V162H38ZM58 164L60 163V162H57ZM61 163H63V162H61ZM70 163V162H69ZM177 163V162H176ZM175 163V166H177V164ZM51 164V163H50ZM71 164V163H70ZM95 164V163H94ZM164 164V163H163ZM33 165V164H32ZM66 165V164H65ZM96 165V164H95ZM148 165V164H147ZM159 165V164H158ZM165 165V164H164ZM171 165V164H170ZM169 165V167H170V169H169V172H171V174H172V170H171V168H172V166H170ZM178 165H179V163H178ZM182 165V164H181ZM40 166V165H39ZM45 166V165H44ZM54 166V165H53ZM42 167V166H41ZM52 167V166H51ZM152 167V166H151ZM155 167L157 168V166L155 165ZM154 167V168H155ZM165 167H166V165H165ZM162 168V167H160V169H161V171L162 172H164L162 169H166V168ZM178 168H179V166H177ZM182 167V166H181ZM44 168V167H43ZM62 167H60V169H61ZM66 168V167H65ZM138 168V167H137ZM148 168V167H147ZM155 168V169H156ZM175 170L177 169V168H174ZM181 169V168H180ZM179 169V170H180ZM26 170V169H25ZM27 170H28V168H27ZM26 170V171H27ZM31 171L33 170V167H32V169H30ZM49 170V169H48ZM137 170V169H136ZM144 170H145V168H144ZM148 170V169H147ZM166 170H168V169H166ZM171 170V171H170ZM30 171V172H31ZM133 171V170H132ZM159 171V170H158ZM60 172V171H59ZM111 172V171H110ZM145 172H146V170H145ZM151 172V171H150ZM154 172V171H153ZM156 172H157V170H156ZM160 172V171H159ZM168 172V171H167ZM168 172V173H169ZM178 172V171H177ZM29 173V172H28ZM32 173H33V171H32ZM51 173V172H50ZM174 173V172H173ZM25 174H27V172H25ZM24 174V176H26ZM36 174V173H35ZM34 174V175H35ZM63 174V173H62ZM145 174V173H144ZM153 174V173H152ZM155 174V173H154ZM158 174V173H157ZM163 174H165V172L163 173ZM175 174V173H174ZM179 174V173H178ZM256 174H258V175H256ZM29 175V174H28ZM37 175V174H36ZM40 175V177H39V179H40V181H39V184H34V183H32V185L34 184V186H30V188L32 187V189H29L26 185H25V181H23V187L22 188H24V189H20L19 190V192H20V194L21 195H23V197H26L27 196V194L28 193H32V194H34V197H35V201H37L38 203H39V206H40V208L42 207V205H40V204H45V205H43L44 206V212L46 211V214H47V218L46 219H44V213H43V209L41 208V210L39 211V213H37L36 212V210H35V212L37 213V214H35V212H34V210H33V208H34V206H36L35 205V203H34V199H31V201L33 202V203H30V202H28V203H25V201H26V199H24L23 200V202L22 203H20V201H21V197H18L17 198V200L14 202V205H15V207H16V210L17 211H19V213H21L22 215V217L23 216H30V217H33V216H35V221L34 220H31L30 222L32 223V226H33V222H35L36 224H39V226L41 227V228H46L47 226L45 225V224H49V225H52V219L53 218H55V217H58L60 220H72V221H69V222H71V223H69V225L67 226V225H63V224H60L59 225V223L57 224V227L58 228H66V232H71V235H70V237L68 236V240L63 244V246L60 248V249H62V252H60L59 254H55V252H51L50 254H47L48 252H45V255H46V257L48 256V257H50V261H52L54 264L56 263V264H58V262H60V261H65L66 259H69V258H72V259H75L74 257H73V253L71 252L72 250L73 251H76L75 249L76 248H78V246H80L83 242H84V240H86L87 239V235H86V233H87V229L85 228V230H86V232L82 235V234H79V230H78V221L81 219V217L80 216H78V215H76V216H73V215H75L74 213L75 212H73V215L69 212V210H66V207L67 208H69V201H70V199H73V196L74 195H72V193H74L75 192V190H74V192H72L71 194H70V190H66V194L64 193V195H62V196H59V197H57L56 195H54V193L52 194V187L54 188V187H56V182L55 181H53V182H51L50 180H48L47 178H44L45 176H44V174L43 173H40L39 174ZM49 175V174H48ZM47 175V177L48 178H50L49 176ZM160 175H162V173L160 174ZM30 176V175H29ZM28 176V177H29ZM33 176V175H32ZM55 176V175H54ZM63 176V175H62ZM67 176V175H66ZM71 176V175H70ZM147 176V175H146ZM145 176V177H146ZM150 176V175H149ZM185 176H191V174H186ZM255 176H257L256 178L257 179H255L254 177ZM161 177H163V176H161ZM252 177H253V179H252ZM26 178V177H25ZM32 177L30 176V178H29V180L31 179ZM54 178H56V177H54ZM64 178H65V176H64ZM73 178V177H72ZM72 178H70V180L72 179ZM77 178V177H76ZM153 178H154V175H153ZM160 178V177H159ZM38 179V180H39ZM66 179H68V177L66 178ZM143 179V178H142ZM145 179V178H144ZM148 179H150V178H148ZM190 179V178H189ZM206 179L208 180V178H207V176H206ZM27 180V179H26ZM69 180V181H70ZM147 180V179H146ZM160 180V179H159ZM159 180H156V181H159ZM175 180V179H174ZM210 180V179H209ZM213 180V179H212ZM211 180V181H212ZM34 181V180H33ZM68 181V182H69ZM72 181V180H71ZM70 181V182H71ZM80 180H76V181H74V184L76 185V186H81L80 185V183H78ZM27 182V181H26ZM68 182H66V184L68 183ZM81 182V181H80ZM203 182V181H202ZM205 182V181H204ZM210 182V181H209ZM215 182H217V180L215 181ZM215 182H211L212 184H213V186L215 185L214 183ZM58 183H60V182H58ZM65 183V182H64ZM73 182H71V184H72ZM77 183L79 184V185H77ZM86 183V182H85ZM192 183V182H191ZM194 183V182H193ZM210 183V184H211ZM218 183V182H217ZM256 183V182H255ZM2 184V183H1ZM82 184V183H81ZM162 184V183H161ZM182 185L183 187H184V185L186 184V181L179 175V178L176 180V185ZM204 184H206V183H204ZM210 184H209V186H210ZM212 184H211V188H212ZM226 184V185H225ZM28 185V184H27ZM59 185V184H58ZM190 185V184H189ZM200 185H202V184H200ZM207 185H208V183H207ZM256 185V184H255ZM2 186V185H1ZM0 186V187H1ZM63 186H64V184H63ZM72 186V185H71ZM85 186H87V185H85ZM167 186V185H166ZM172 186V185H171ZM216 186H218L219 187V185H216ZM236 186V185H235ZM257 186V185H256ZM169 187V186H168ZM173 187V186H172ZM175 187V186H174ZM173 187V188H174ZM71 188H73V187H71ZM76 188V187H75ZM81 188V187H80ZM164 187H162V189H163ZM170 188V187H169ZM176 188V187H175ZM187 188V187H186ZM210 188V189H211ZM213 188H215V187H213ZM212 188V189H213ZM85 189V188H84ZM166 189V188H165ZM168 189V188H167ZM199 189V188H198ZM201 189H203L202 187H201ZM212 189L210 190V191H212ZM218 189H220V187L218 188ZM2 190V189H1ZM205 190V189H204ZM209 190V189H208ZM214 190V189H213ZM73 191V190H72ZM121 191L122 192H124V193H127V191L125 190V189H122L121 188ZM183 191H185V190H182V194H181V196L183 197L184 195V192ZM188 191V190H187ZM196 191V190H195ZM194 191V193H199V191L200 192H202L201 190H197L198 192H195ZM1 192V191H0ZM65 192V191H64ZM77 192V191H76ZM75 192V193H76ZM80 192H82V191H80ZM168 192V191H167ZM74 193V194H75ZM188 193H189V191H188ZM203 194H205L204 192H202ZM214 193V192H213ZM19 193H18V195H20ZM81 194V193H80ZM173 194V193H172ZM190 194V193H189ZM77 195L79 196V197H81L78 193H77ZM76 195V196H77ZM162 195H163V193H162ZM164 195H165V193H164ZM188 195V194H187ZM195 195V194H194ZM215 195V194H214ZM197 196V195H196ZM204 196V195H203ZM208 196V195H207ZM206 196V197H207ZM29 197V196H28ZM188 197H190V195L189 196H187V198ZM193 198H194V196H192ZM21 198V199H20ZM27 198V197H26ZM165 198V197H164ZM181 198V197H180ZM185 198V197H184ZM28 199V198H27ZM59 199H62V200H59ZM189 199V198H188ZM191 199V198H190ZM195 199V198H194ZM194 199H192L191 201H194ZM30 201V200H29ZM58 201H60V202H58ZM147 201V200H146ZM162 201V200H161ZM183 201V200H182ZM36 202V203H37ZM89 203V202H88ZM159 203V202H158ZM174 203V202H173ZM85 204V203H84ZM175 204V203H174ZM190 204V203H189ZM90 206V205H89ZM156 206V205H155ZM194 207H196V206H194ZM39 208V209H40ZM38 209V210H39ZM136 209H137V206H136ZM141 209V208H140ZM162 209V208H161ZM197 209V208H196ZM66 210V211H65ZM160 210V209H159ZM82 211V210H81ZM80 211V209H78V211H77V213L79 212L80 214H82V212ZM137 211V210H136ZM140 211V210H139ZM157 211V210H156ZM193 211V210H192ZM259 211V210H258ZM263 211H264V208H263ZM17 213V212H16ZM50 213V214H49ZM78 213V214H79ZM162 213V212H161ZM196 213V212H195ZM43 214V215H42ZM132 214V213H131ZM155 214V213H154ZM164 214V213H163ZM13 216V215H12ZM15 216V215H14ZM42 216H43V218H42ZM83 216V215H82ZM134 216V215H133ZM148 216V215H147ZM206 216V215H205ZM98 217V216H97ZM166 217V216H165ZM167 217H169V216H167ZM21 218V217H20ZM94 218H95V216H94ZM163 218H164V215H161V214H157V215H153V216H149L148 217V221H149V224L150 225H152V227L153 226H157V224H159V226H157V227H161L162 225V221H163ZM123 219V218H122ZM141 219H143V220H141V221H144V220H146V216H144V217H141ZM255 219V218H254ZM28 220V219H27ZM131 220H132V218H131ZM224 220H226L225 218H224ZM137 221H139V220H137ZM247 221V220H246ZM51 222V223H50ZM61 222V221H60ZM140 222V221H139ZM162 222V223H161ZM183 222V221H182ZM86 223H88L89 225H90V219H88L87 221H86ZM93 223V222H92ZM146 223V222H145ZM161 223V224H160ZM224 223V222H223ZM23 224H25V223H23ZM249 224V223H248ZM86 226V227H89V228H91V230H90V233H92L94 236H96L97 234H98V237L100 236V234H101V231H100V229H99V226L98 225H96L95 223H94V225H90V226ZM128 225V224H127ZM134 225H135V223H134ZM143 225V222L141 223V224H138V226L139 227H141ZM161 225V226H160ZM203 225V224H202ZM216 225V224H215ZM215 225H211V226H208V228H207V230H206V227L205 228H203L202 230H201V228H199V227H196V229H195V233H194V235H195V239H196V243H198L199 244V246L201 245V246H203V247H205V245H206V243H209L210 245H211V243L213 242V243H218L221 239H219V241H218V239L214 236V232L216 231V230H219V227H217V226H215ZM223 225V224H222ZM242 225H244V227H242ZM23 226H25V225H23ZM226 226H228L229 227V229H227V230H229L228 232H230V230H232V232H234L233 231V227H234V225L232 224V223H228ZM238 226L240 227V229H242V230H245V229H247V231H252V229H249L248 228V225H246V224H243V223H241V222H239V224H238ZM135 227V226H134ZM146 227V226H145ZM156 227V229H158ZM164 227V226H163ZM162 227V228H163ZM256 227V226H255ZM258 227H259V225H258ZM34 228V227H33ZM112 228V227H111ZM166 228V227H165ZM168 228V227H167ZM245 228V229H244ZM257 228V227H256ZM137 229V228H136ZM150 229H151V227H150ZM185 229V228H184ZM210 229V230H209ZM225 229V228H224ZM255 228H253V230H254ZM258 229H260V228H258ZM19 230H21V229H19ZM23 230V229H22ZM36 230H38V226H37V228H36ZM43 230V229H42ZM42 230H40V231H37V234L38 233H40L41 235L40 236H44V234H45V231L44 232H42ZM125 230H126V232H129V230H128V228L126 227L125 228ZM133 230H134V228H133ZM132 230V231H133ZM169 230H172V227L169 229ZM168 230V231H169ZM227 230H225V231H227ZM16 231H18V230H15V232ZM110 231H112V230H110ZM124 231V230H123ZM131 231V232H132ZM137 231H139V230H137ZM150 231V230H149ZM154 231V230H153ZM163 231V230H162ZM165 231H167L166 229H165ZM206 231L208 232V234L206 233ZM214 231V232H213ZM6 232V231H5ZM23 232H25V231H23ZM42 232V233H41ZM125 232V231H124ZM147 232V231H146ZM161 231H159L158 233H160ZM172 232V231H171ZM253 232V231H252ZM252 232H250L251 233V235H252ZM7 233V232H6ZM6 233H4V234H2L1 233V236H0V245H2V244H4V243H9V242H11V241H9L8 242V235L6 234ZM19 232H17V234H18ZM26 233V232H25ZM24 233V234H25ZM113 233V232H112ZM165 232H163V234H164ZM170 233V232H169ZM181 233V232H180ZM183 233V232H182ZM193 233V232H192ZM218 233V232H217ZM216 233V234H217ZM225 233V232H224ZM27 234V233H26ZM24 235V236H28V235ZM117 234V233H116ZM126 234V233H125ZM139 234H140V232H139ZM143 234H146V233H143ZM161 234H162V232H161ZM166 234V233H165ZM184 234V233H183ZM191 234V233H190ZM209 234H210V236H209ZM232 234V233H231ZM230 234V235H231ZM254 234V233H253ZM112 235H114V233L112 234ZM111 235V237H109L110 239H108V240H115V238H113V236ZM123 235V234H122ZM137 235H138V232H137ZM154 235V234H153ZM157 235H159V234H157ZM227 235H228V233H227ZM230 235H229V238H230ZM23 236V235H22ZM23 236V237H24ZM39 236V235H38ZM127 236V235H126ZM136 236V235H135ZM135 236L134 235H131V237H133L134 239H135ZM149 236V235H148ZM167 236H169V234H167ZM178 236V235H177ZM221 236V235H220ZM29 237H31V236H29ZM108 237V236H107ZM115 237V236H114ZM143 237H147V235L145 236H143ZM155 237V238H154ZM154 237H147V238H149L150 240L149 241H154V240H157V238H156V236H154ZM166 237V236H165ZM181 237H185V236H181ZM231 237H232V235H231ZM236 237V236H235ZM258 237H260V236H258ZM33 238V237H32ZM32 238H26V246H28V247H26L25 246V242L23 243L22 242V244H24V245H22V246H25L24 247V249H26L25 251H28L27 253H26V255L27 254H29V252H31V251H36V247H34L33 246V244L34 243H32V241L31 240H33ZM103 238H105V237H103ZM124 238V237H123ZM133 238H131V239H133ZM140 238V237H139ZM141 238H142V236H141ZM140 238V241L143 243V240ZM169 238H170V236H169ZM234 238V237H233ZM233 238H232V240H233ZM264 238V237H263ZM20 239V238H19ZM133 239V240H134ZM159 239H163V241H164V237L162 238V235H161V237L159 238ZM167 239V238H166ZM172 239V237L170 238V240ZM174 239V238H173ZM171 240V241H173V242H176V240L174 241V240ZM237 239V238H236ZM259 239V238H258ZM35 240V239H34ZM39 240V239H38ZM118 240V239H117ZM116 240V241H117ZM137 240V239H136ZM169 239H167L166 241H168ZM170 240H169V242H170ZM60 241V240H59ZM90 241V240H89ZM107 241V240H106ZM115 241V242H116ZM149 241H147V242H149ZM236 241V240H235ZM241 241V240H240ZM87 242V241H86ZM85 242V243H86ZM95 242V241H94ZM136 242H138V240L136 241ZM145 242H146V239H145ZM152 242L150 243V245H155V244H152ZM160 241H156L155 243H156V246H158L157 245V243H159ZM168 242V243H169ZM180 242V241H179ZM237 242V241H236ZM63 242H61V244H62ZM109 243H110V241H109ZM118 243V242H117ZM135 243V242H134ZM139 243V242H138ZM138 243L137 244H134V245H138ZM161 243V242H160ZM164 243H165V241H164ZM195 243V244H196ZM212 243V245H215V244H213ZM234 243V242H233ZM10 244H12V243H9V245ZM21 244V243H20ZM41 243L39 242V245H40ZM84 244V243H83ZM133 244V243H132ZM149 244V243H148ZM166 244V243H165ZM169 244H171V243H169ZM168 244V245H169ZM173 244H175V243H173ZM184 246H186L187 244H186V242H184V243H182ZM220 244V243H219ZM34 245H36V244H34ZM43 245V244H42ZM113 245H115L114 243H113ZM144 245H147V244H144ZM150 245H147L148 247L150 246ZM163 243H162V246L161 245H159V247L161 248V249H163ZM221 245V244H220ZM219 245V246H220ZM22 246H21V248H22ZM139 246H141V245H139ZM156 246H154V247H156ZM166 245H164V247H165ZM171 246V245H170ZM174 246H176V245H174ZM181 246V245H180ZM235 246V245H234ZM115 247V246H114ZM142 247H143V244H142ZM145 247V246H144ZM154 247H153V250H154ZM158 247V248H159ZM187 248H188V246H186ZM216 247V246H215ZM240 247V246H239ZM10 248V247H9ZM20 248V249H21ZM41 248H47V247H41ZM40 248V249H41ZM58 248V247H57ZM113 248V247H112ZM129 248V247H128ZM149 248H151V247H149ZM158 248H155V249H158ZM159 248V249H160ZM174 248H176V247H174ZM174 248H172L173 249V251H174ZM178 248H180V247H178ZM186 248V249H187ZM192 248V247H191ZM197 248V247H196ZM234 248V247H233ZM4 249V248H3ZM8 249V248H7ZM23 249V248H22ZM21 249V250H22ZM39 249V248H38ZM37 249V250H38ZM39 249V250H40ZM43 249V250H44ZM116 249V248H115ZM131 249H133V248H131ZM141 249V248H140ZM144 249H146V248H144ZM148 249V248H147ZM263 249V248H262ZM49 250V249H48ZM93 250V249H92ZM134 250V249H133ZM138 250V249H137ZM1 251V253H2V255L3 254H5V251L3 250H0ZM24 251V252H25ZM45 251V250H44ZM81 251V250H80ZM90 251V250H89ZM151 251H152V249H151ZM160 251V250H159ZM163 251H164V249H163ZM172 251V252H173ZM12 252V251H11ZM37 252V251H36ZM35 252V253H36ZM90 252H92V251H90ZM94 252H96V251H94ZM101 252V251H100ZM109 252V251H108ZM141 252V251H140ZM144 251H142V253H143ZM165 252V251H164ZM175 252V251H174ZM178 252V251H177ZM34 253V252H33ZM34 253V254H35ZM75 253V252H74ZM133 253V252H132ZM136 253H137V251H136ZM194 253V252H193ZM31 254V253H30ZM37 254H39V253H37ZM105 254V253H104ZM134 254H135V252H134ZM133 254V255H134ZM146 254H147V252H146ZM149 254V253H148ZM147 254V255H148ZM163 254V253H162ZM162 254L160 255L161 257H162ZM166 254V253H165ZM174 254V253H173ZM173 254L171 253V255H172V257H173ZM178 254H179V252H178ZM178 254H176L177 256H178ZM36 255V254H35ZM72 255V256H71ZM103 255V254H102ZM102 255L99 253V251H98V258H101L102 257ZM136 255V254H135ZM133 256L136 260V262H138L137 261V258H142V256L141 257H139L140 255L138 254V257L137 256ZM144 255V254H143ZM146 255V256H147ZM159 255V254H158ZM167 255V254H166ZM169 255H170V253H169ZM169 255H167V257H170ZM1 256V255H0ZM29 256H31V255H29ZM34 256V255H33ZM74 256H75V254H74ZM78 254H77V258H78ZM145 256V255H144ZM146 256H145V259H146ZM160 256H158L160 259H161V257ZM174 256H175V254H174ZM185 256V255H184ZM252 256H254V253H252ZM2 257V256H1ZM181 257V256H180ZM203 257H204V255H203ZM209 257V256H208ZM38 258H39V256H38ZM41 258H42V256H41ZM108 258V257H107ZM127 258V257H126ZM134 258H133V260H134ZM171 258V257H170ZM169 258V259H170ZM178 259H180L179 257H177ZM181 258H183V257H181ZM33 260H34V258H32ZM160 259L159 260H156V261H160ZM162 259H164V258H162ZM161 259V262L163 261ZM173 259H174V257H173ZM171 260V261H173L174 262V260ZM32 260V261H33ZM37 260V262H38V259H36ZM76 260V259H75ZM111 260V259H110ZM109 260V261H110ZM125 260V259H124ZM123 260V261H124ZM143 260L144 259H142V260H139V261H141V262H143ZM44 261V260H43ZM71 261V260H70ZM74 261V260H73ZM73 261H71V262H73ZM80 261V260H79ZM107 261V260H106ZM112 261V260H111ZM175 261H176V259H175ZM180 261H181V259H180ZM190 261V260H189ZM188 261V262H189ZM27 262V261H26ZM34 262V261H33ZM39 262L41 263L42 261H40L39 260ZM38 262V264H40ZM51 262V263H52ZM65 262H67V260L65 261ZM69 262V261H68ZM75 262H77V261H75ZM82 262V261H81ZM101 262V261H100ZM115 262H117V261H115ZM119 262V261H118ZM122 262V261H121ZM125 262V261H124ZM128 262H129V260H128ZM131 262H133V261H131ZM182 262V261H181ZM185 262V261H184ZM187 262V261H186ZM185 262V263H186ZM191 262H194L193 260H191ZM35 263V262H34ZM84 263V262H83ZM87 263V262H86ZM107 263H108V261H107ZM126 263H127V261H126ZM144 263V262H143ZM146 263V262H145ZM144 263V264H145ZM183 263V262H182ZM0 264H1V262H0ZM8 264V263H7ZM61 264H64V263H61ZM67 264H69V263H67ZM74 264V263H73ZM88 264V263H87ZM99 264H101V263H99ZM103 264V263H102ZM106 264V263H105ZM111 264V263H110ZM123 264V263H122ZM133 264V263H132ZM136 264H138V263H136ZM150 264V263H149ZM158 264H161L160 262H158ZM165 264H167V263H165ZM174 264H180V262L178 261V263L177 262H174ZM190 264V263H189Z\"/></svg>","mask_w":264,"mask_h":264},{"label":"snow or ice","instance_id":"obj_3","mask_svg":"<svg viewBox=\"0 0 264 264\" xmlns=\"http://www.w3.org/2000/svg\"><path fill=\"white\" fill-rule=\"evenodd\" d=\"M162 99V103H163V98ZM199 107L201 108H205V107H214L213 103L211 101L206 102L205 104H200ZM221 107H224L223 105H221ZM167 111V109H165ZM219 123V121H217Z\"/></svg>","mask_w":264,"mask_h":264},{"label":"built area","instance_id":"obj_4","mask_svg":"<svg viewBox=\"0 0 264 264\" xmlns=\"http://www.w3.org/2000/svg\"><path fill=\"white\" fill-rule=\"evenodd\" d=\"M256 252H257V251H256ZM260 254H261V253H260V251H259V252H258V256H260Z\"/></svg>","mask_w":264,"mask_h":264}]
</instances>
